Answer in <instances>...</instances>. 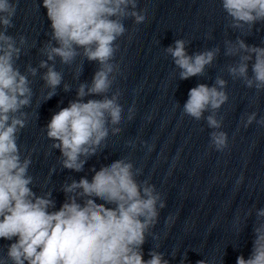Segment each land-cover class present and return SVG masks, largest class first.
<instances>
[{
  "label": "clouds",
  "instance_id": "clouds-1",
  "mask_svg": "<svg viewBox=\"0 0 264 264\" xmlns=\"http://www.w3.org/2000/svg\"><path fill=\"white\" fill-rule=\"evenodd\" d=\"M18 2L0 0V239L15 238L6 258L0 257V264H169L164 253L155 249L149 252V259H144L146 234L157 223L165 202L154 185L137 181L141 170H134L130 161L120 158L99 170L91 169V180L84 176L63 183L65 200L56 209L52 191L37 194L33 190L34 177L29 169L35 149L24 155L17 143L28 122L24 109L31 107L34 95L29 77L45 69L41 79L50 89L45 101L51 99L64 79L56 70L57 58L64 65L83 58L76 69L77 79L85 60L99 65L90 83H79L76 99L54 113L44 127L51 148L60 152L61 168L82 172L88 159L101 150L109 132H121L117 127L124 118V108L118 102L120 93L117 90L109 96L114 73L119 70L112 61L119 48L116 41L127 31L124 21L132 19L137 25L145 22L144 10H138V0H42L51 29L49 40L40 49L46 59L38 67L26 65L21 72L17 61L26 54L27 38L8 34L14 27ZM220 2L232 29L251 33L256 24L264 23V0ZM224 43V55L238 58L227 66L228 74L258 93L264 90V47L249 45L239 37ZM186 44L184 39H177L174 46L165 49L180 69L181 80L204 75L220 53L216 47L189 55ZM226 85L220 76L211 87L199 84L189 90L183 106L184 114L197 121L203 118L214 129L210 141L217 151H223L228 140L226 132L218 131L222 119L216 116L229 98ZM71 89L63 83L65 92ZM94 96L102 98L85 100ZM209 110L211 114L205 117ZM132 111L129 109V119ZM256 117V112L247 115L243 126L247 128L254 121L264 125V118L257 121ZM255 214L251 254L247 259L238 256L236 264H264V208L256 209Z\"/></svg>",
  "mask_w": 264,
  "mask_h": 264
}]
</instances>
